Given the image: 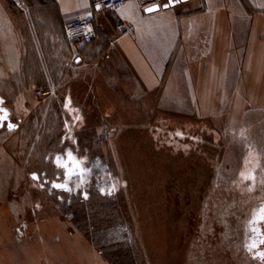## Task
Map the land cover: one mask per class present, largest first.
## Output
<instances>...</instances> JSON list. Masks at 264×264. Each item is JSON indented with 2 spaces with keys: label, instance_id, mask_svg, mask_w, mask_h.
Wrapping results in <instances>:
<instances>
[{
  "label": "rangeland",
  "instance_id": "374dc122",
  "mask_svg": "<svg viewBox=\"0 0 264 264\" xmlns=\"http://www.w3.org/2000/svg\"><path fill=\"white\" fill-rule=\"evenodd\" d=\"M58 15L0 0V237L61 216L116 264H264V111L157 100L126 67L63 54ZM69 151L85 170L71 180Z\"/></svg>",
  "mask_w": 264,
  "mask_h": 264
},
{
  "label": "crops",
  "instance_id": "0c3cea01",
  "mask_svg": "<svg viewBox=\"0 0 264 264\" xmlns=\"http://www.w3.org/2000/svg\"><path fill=\"white\" fill-rule=\"evenodd\" d=\"M153 4L127 0L96 10L92 0H54L61 27L48 34L70 58L126 67L143 92L179 109L191 104L198 116L232 122L264 111V0H169L146 11ZM77 14L95 20V40L68 39L66 25ZM121 21L131 33L118 30ZM42 262L112 264L88 233L61 216L1 229L0 264Z\"/></svg>",
  "mask_w": 264,
  "mask_h": 264
},
{
  "label": "built area",
  "instance_id": "2783aa9c",
  "mask_svg": "<svg viewBox=\"0 0 264 264\" xmlns=\"http://www.w3.org/2000/svg\"><path fill=\"white\" fill-rule=\"evenodd\" d=\"M127 0H92V6L96 10L99 9H117L125 4ZM144 4H159L160 6L167 3L169 0H139ZM118 30L122 34H128L132 31V26L126 22L121 21L117 24ZM66 34L68 39L73 43H87L95 40L98 35V27L92 17L81 14L75 15L66 25ZM44 89H39L38 93L43 94ZM39 264H46L45 262Z\"/></svg>",
  "mask_w": 264,
  "mask_h": 264
},
{
  "label": "snow or ice",
  "instance_id": "6c2138e0",
  "mask_svg": "<svg viewBox=\"0 0 264 264\" xmlns=\"http://www.w3.org/2000/svg\"><path fill=\"white\" fill-rule=\"evenodd\" d=\"M157 9L155 8H148L146 9V11L148 12H153L156 11ZM6 118V115H5ZM57 164L59 167H62L64 169H66V175L68 177L69 180H71V178L74 175H82L83 172L85 171L81 165H82V161L78 160L76 157L73 156V154L71 153V151H69L67 153V160L66 161H62L60 158L57 159ZM72 165L71 167L69 165ZM36 179H38V177H34ZM57 188H63L65 190H71L68 187L67 183H57L54 185ZM260 221H264V208H262L260 210V212L257 214V219L255 221H253V223L258 224ZM254 231H256L259 234V229L255 228L253 229ZM260 243H264V239L260 240ZM252 247H256V243L254 242L252 244ZM261 257H264V253H260Z\"/></svg>",
  "mask_w": 264,
  "mask_h": 264
},
{
  "label": "water",
  "instance_id": "95a60500",
  "mask_svg": "<svg viewBox=\"0 0 264 264\" xmlns=\"http://www.w3.org/2000/svg\"><path fill=\"white\" fill-rule=\"evenodd\" d=\"M160 7L161 6L159 4H153V5L149 6L148 8L159 9ZM3 118H4L3 108L1 107V103H0V125H1V122H2Z\"/></svg>",
  "mask_w": 264,
  "mask_h": 264
},
{
  "label": "flooded vegetation",
  "instance_id": "af4514ba",
  "mask_svg": "<svg viewBox=\"0 0 264 264\" xmlns=\"http://www.w3.org/2000/svg\"><path fill=\"white\" fill-rule=\"evenodd\" d=\"M260 234H262V238L261 239H264V228H262V231L260 232Z\"/></svg>",
  "mask_w": 264,
  "mask_h": 264
},
{
  "label": "trees",
  "instance_id": "16d2710c",
  "mask_svg": "<svg viewBox=\"0 0 264 264\" xmlns=\"http://www.w3.org/2000/svg\"><path fill=\"white\" fill-rule=\"evenodd\" d=\"M106 256V255H105ZM107 257V256H106ZM108 258V257H107ZM112 264H116L113 260H111L110 258H108Z\"/></svg>",
  "mask_w": 264,
  "mask_h": 264
},
{
  "label": "bare ground",
  "instance_id": "6f19581e",
  "mask_svg": "<svg viewBox=\"0 0 264 264\" xmlns=\"http://www.w3.org/2000/svg\"><path fill=\"white\" fill-rule=\"evenodd\" d=\"M1 107H3V106L1 105Z\"/></svg>",
  "mask_w": 264,
  "mask_h": 264
}]
</instances>
